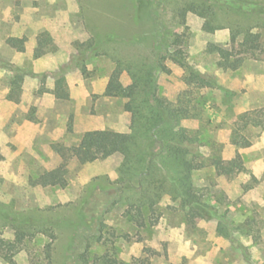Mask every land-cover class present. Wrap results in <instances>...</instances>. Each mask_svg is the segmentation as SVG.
<instances>
[{
    "label": "rangeland",
    "instance_id": "rangeland-1",
    "mask_svg": "<svg viewBox=\"0 0 264 264\" xmlns=\"http://www.w3.org/2000/svg\"><path fill=\"white\" fill-rule=\"evenodd\" d=\"M150 1L138 15L135 0H0V209L55 222L51 264H77L81 252L90 264H264V0H198L216 11L222 27L213 32L195 13L182 21L188 0ZM234 26L259 34L254 54L243 35L230 42ZM163 34L176 45L165 48ZM210 43L230 55L209 52ZM179 49L185 65L167 53ZM142 63L157 65L156 94L176 130L197 139L192 181L210 207L189 217L166 186L138 227L118 197L120 140L106 158L70 157L64 187L31 181L61 162L54 145L92 129L130 131L128 99L117 92L134 86L127 66ZM192 69L203 86L186 83ZM236 155L243 169L226 173ZM0 237L13 239L2 214ZM47 239H26L16 262L43 264Z\"/></svg>",
    "mask_w": 264,
    "mask_h": 264
},
{
    "label": "trees",
    "instance_id": "trees-1",
    "mask_svg": "<svg viewBox=\"0 0 264 264\" xmlns=\"http://www.w3.org/2000/svg\"><path fill=\"white\" fill-rule=\"evenodd\" d=\"M137 14L140 15L149 7L150 0H135ZM257 11V10H253ZM178 14L185 20L187 13H195L203 18L202 29L213 32L222 26L217 22V14L214 8L198 0H188L181 4ZM167 28L166 26H164ZM168 31V29H166ZM157 32V27L153 28ZM244 31L230 27V42L234 43L238 36L243 35L242 44L245 49L254 54L258 49L259 34L245 35ZM169 35L163 34L160 42L168 48L176 45L177 40H169ZM207 50L217 52L227 57L230 50L210 43ZM170 58L181 65H185L182 51L175 50L170 53ZM154 64L147 67L143 63L137 69H130L133 79V87L119 89L127 97L125 107L131 112V126L129 132H118L111 129H92L82 133L78 143L69 147L54 145V149L60 154L61 162L54 168L42 172L31 181L32 184L42 186L64 187L67 184V161L74 157L79 163L92 162L97 159L106 158L112 153V147L116 141L124 143L123 161L119 167L118 191L120 199L126 202L125 216L138 227L147 224L144 208H149L159 201L164 190H169L179 198L182 210L189 217H197L202 211L209 209L202 201L192 181L191 160L189 154L193 153V147L197 139L187 133H179L176 130L178 120L172 114L162 96H157L154 83ZM165 69V66H161ZM120 69L114 71L118 76ZM186 83L204 85V76L196 70H190ZM67 130H72L71 123ZM234 168L243 169L240 156L236 155L224 163L226 173H232ZM0 214L9 219L13 226V239L0 237V257L6 264H18L14 258L15 254L22 249L26 239L41 233L47 236L43 245V264H51L52 247L55 239L54 221L47 217H37L32 214L11 213L7 209H0ZM151 224V221H149ZM77 255V264H90L85 253Z\"/></svg>",
    "mask_w": 264,
    "mask_h": 264
}]
</instances>
